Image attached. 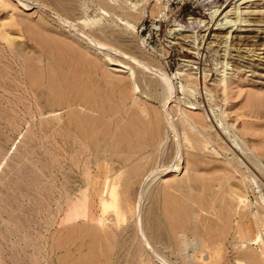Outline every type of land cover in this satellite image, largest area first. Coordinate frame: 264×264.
<instances>
[{
  "label": "rangeland",
  "instance_id": "rangeland-1",
  "mask_svg": "<svg viewBox=\"0 0 264 264\" xmlns=\"http://www.w3.org/2000/svg\"><path fill=\"white\" fill-rule=\"evenodd\" d=\"M262 222L264 0H0V264H264Z\"/></svg>",
  "mask_w": 264,
  "mask_h": 264
},
{
  "label": "bare ground",
  "instance_id": "bare-ground-1",
  "mask_svg": "<svg viewBox=\"0 0 264 264\" xmlns=\"http://www.w3.org/2000/svg\"><path fill=\"white\" fill-rule=\"evenodd\" d=\"M237 1H241V0H237ZM57 77V76H56ZM70 77V76H69ZM166 81V80H165ZM168 82V81H167ZM167 84V83H166ZM170 84V83H169ZM169 84H167L168 85V87H169ZM167 87V88H168ZM169 89V93H171V91H170V89H171V86L168 88ZM77 91V90H76ZM82 92V91H81ZM172 94V93H171ZM170 94V95H171ZM75 96V95H74ZM85 97H87V96H85ZM89 103V102H88ZM99 108V107H98ZM173 126V125H172ZM263 146V145H262ZM262 157V156H261ZM257 168V167H256ZM165 171V170H164ZM252 217V216H251ZM250 217V218H251ZM259 217H261V216H259ZM248 218H249V216H248ZM254 218H256L257 219V216L256 217H254ZM262 218V217H261ZM243 219V218H242ZM245 220H247V219H245ZM252 220V219H251ZM255 220V219H254ZM253 220V221H254ZM258 220V219H257ZM256 221V220H255ZM240 222H242V220H240ZM243 222H244V220H243ZM257 222H259L260 223V220L259 221H257ZM254 223V222H253ZM262 223H264V222H262ZM224 225H225V223H224ZM243 225V224H242ZM241 225V226H242ZM226 226V225H225ZM263 226V225H262ZM245 227H247L246 225H245ZM252 227H255V226H252ZM264 227V226H263ZM243 228V227H242ZM258 228V227H257ZM224 229V228H223ZM253 229V228H252ZM256 229V228H255ZM255 229L253 230V231H255ZM263 229V228H262ZM227 230H228V228H227ZM241 230V229H240ZM206 232V231H205ZM246 232V231H245ZM256 232V231H255ZM225 233V232H224ZM240 233H242V232H240ZM243 233H244V231H243ZM226 234V233H225ZM247 234H248V230H247ZM260 234V233H259ZM228 235V234H227ZM226 235V236H227ZM242 235H245V233L244 234H241V236ZM248 236V235H247ZM247 236H243V237H246L247 238ZM228 237V236H227ZM235 238V237H234ZM229 239V238H228ZM243 239V238H242ZM241 239V240H242ZM227 240V239H226ZM236 240V239H235ZM209 241V240H208ZM224 241H225V239H224ZM242 241H246V240H242ZM250 241V240H249ZM253 241V240H252ZM184 242V241H183ZM230 242H232V241H230ZM247 242V241H246ZM209 243H211V242H209ZM233 243V242H232ZM213 244V243H212ZM227 244H228V242H227ZM227 244H225L226 246H227ZM236 244V243H235ZM213 246V245H212ZM243 246V245H242ZM245 246V245H244ZM181 247H183V246H181ZM247 247V246H246ZM250 247V246H249ZM226 248V247H225ZM234 248V247H233ZM180 249V248H179ZM206 249V248H205ZM246 250V249H245ZM248 250V249H247ZM246 254H248V253H246ZM251 256H253L252 254H251ZM255 256V255H254ZM248 258H250V255L249 256H247ZM246 257V258H247ZM257 257V256H256ZM242 259H243V256L241 257ZM244 258H245V256H244ZM253 259V258H252ZM257 259V258H256ZM259 259V258H258ZM237 260V259H236ZM240 260V259H239ZM238 260V261H239ZM248 260V259H247ZM243 261H245V259H243ZM249 261H250V259H249ZM249 261H247L248 263H245V262H243L244 264H249ZM258 261V260H257ZM259 261H261V262H259V263H262V260L260 259ZM240 262H241V260H240ZM252 262V263H251ZM255 262V261H254ZM253 261H250V264H255ZM242 263V262H241Z\"/></svg>",
  "mask_w": 264,
  "mask_h": 264
}]
</instances>
